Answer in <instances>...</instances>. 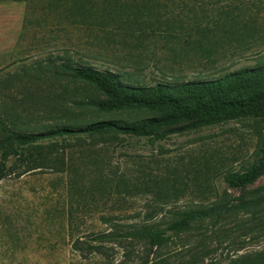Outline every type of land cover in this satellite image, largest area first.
<instances>
[{
	"label": "rangeland",
	"instance_id": "374dc122",
	"mask_svg": "<svg viewBox=\"0 0 264 264\" xmlns=\"http://www.w3.org/2000/svg\"><path fill=\"white\" fill-rule=\"evenodd\" d=\"M63 63L120 73L134 85L211 79L263 65L264 0H0L1 119L39 131L152 114L99 111L93 103L102 97L91 85L68 73L51 77ZM39 67L44 77L24 76ZM263 127L260 117H248L157 138H71L59 168L29 170L18 162L0 180V264H113L124 248L105 242L106 254L90 253L86 242L98 243L90 236L116 223L125 230L143 221L163 202L156 193H183L166 208L200 203L201 193L247 201L221 229L193 226L174 238L166 248L174 258L187 253L224 264L264 250V176L243 191L223 181L225 172L252 162ZM258 199L262 204L253 207ZM168 218L159 211L153 219ZM75 238L85 242L82 250L74 248Z\"/></svg>",
	"mask_w": 264,
	"mask_h": 264
},
{
	"label": "trees",
	"instance_id": "16d2710c",
	"mask_svg": "<svg viewBox=\"0 0 264 264\" xmlns=\"http://www.w3.org/2000/svg\"><path fill=\"white\" fill-rule=\"evenodd\" d=\"M53 68L51 77L68 75L73 80L91 85L102 97L92 102L101 112L142 110L152 114L135 121L107 119L84 125L62 123L39 131H22L0 118V180L15 173L18 162L26 164L29 170L47 165L63 166L62 146L64 141L71 138H103L117 134L157 138L248 117H260L264 126V64L241 67L211 79L175 83L158 81L152 85L130 84L122 80L120 73L79 64L63 63ZM36 69L39 70L36 74L29 75L26 71L27 75L24 76L44 77L45 71L41 67ZM11 158L14 159L13 163H9ZM261 176H264V127L261 145L252 162L225 172L223 181L227 187L243 191ZM182 195L156 193L157 200L163 202L155 212L151 211L154 213H146L143 221L130 223L125 230H120V223H116L114 229L94 233L90 240L98 243L92 245L86 242V248L90 253L106 254L104 243L114 242L124 251L122 259L113 264H206L200 255L188 257L186 253L174 258L175 251L168 252L166 248L174 238L186 234L193 226L221 229L239 208L246 207L244 204L247 201L231 204L223 194L219 196V193H215V198L209 200L205 193H201L200 203L181 208L165 207L166 203L178 200ZM260 200H256L253 207L264 203V200L259 203ZM159 211H164L169 218L155 221L153 218ZM202 235L198 239L200 242ZM82 243H85L83 239L75 238L72 244L75 249L82 250ZM138 245L141 250L135 248ZM224 264H264V250L242 253Z\"/></svg>",
	"mask_w": 264,
	"mask_h": 264
}]
</instances>
